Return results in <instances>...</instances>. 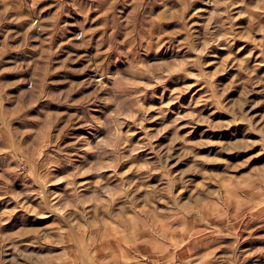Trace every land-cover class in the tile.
Returning a JSON list of instances; mask_svg holds the SVG:
<instances>
[{"label":"rangeland","instance_id":"374dc122","mask_svg":"<svg viewBox=\"0 0 264 264\" xmlns=\"http://www.w3.org/2000/svg\"><path fill=\"white\" fill-rule=\"evenodd\" d=\"M0 264H264V0H0Z\"/></svg>","mask_w":264,"mask_h":264}]
</instances>
